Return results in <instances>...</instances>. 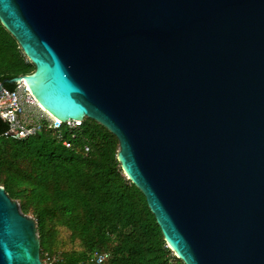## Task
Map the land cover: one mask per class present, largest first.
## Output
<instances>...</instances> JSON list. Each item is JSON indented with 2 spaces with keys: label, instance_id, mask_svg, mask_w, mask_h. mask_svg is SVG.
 Instances as JSON below:
<instances>
[{
  "label": "water",
  "instance_id": "water-1",
  "mask_svg": "<svg viewBox=\"0 0 264 264\" xmlns=\"http://www.w3.org/2000/svg\"><path fill=\"white\" fill-rule=\"evenodd\" d=\"M62 122L119 142L185 264H264V0H0ZM0 264H43L37 220L0 186Z\"/></svg>",
  "mask_w": 264,
  "mask_h": 264
},
{
  "label": "trees",
  "instance_id": "trees-1",
  "mask_svg": "<svg viewBox=\"0 0 264 264\" xmlns=\"http://www.w3.org/2000/svg\"><path fill=\"white\" fill-rule=\"evenodd\" d=\"M34 69L0 21V80ZM7 128L0 117V186L36 218L42 256L87 264L97 250L110 254L104 264H185L167 246L145 195L125 176L119 142L103 125L85 118L72 148L51 131L17 140L4 135Z\"/></svg>",
  "mask_w": 264,
  "mask_h": 264
},
{
  "label": "built area",
  "instance_id": "built-area-1",
  "mask_svg": "<svg viewBox=\"0 0 264 264\" xmlns=\"http://www.w3.org/2000/svg\"><path fill=\"white\" fill-rule=\"evenodd\" d=\"M2 81L0 80V87ZM0 117L8 125L4 135L13 139H26L41 132L51 131L66 148L73 147V139L82 135L84 119H70L62 122L43 110L25 82L14 89H0ZM85 155L91 152V145L83 137ZM108 252L94 251L87 264H104L109 258ZM43 264H57V259L49 252L42 256Z\"/></svg>",
  "mask_w": 264,
  "mask_h": 264
},
{
  "label": "bare ground",
  "instance_id": "bare-ground-1",
  "mask_svg": "<svg viewBox=\"0 0 264 264\" xmlns=\"http://www.w3.org/2000/svg\"><path fill=\"white\" fill-rule=\"evenodd\" d=\"M26 83V82H25ZM27 84V83H26Z\"/></svg>",
  "mask_w": 264,
  "mask_h": 264
}]
</instances>
